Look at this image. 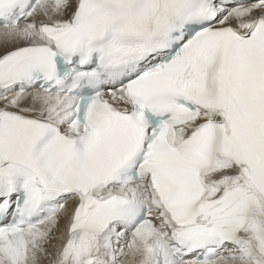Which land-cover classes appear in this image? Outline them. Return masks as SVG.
<instances>
[{"label":"snow or ice","instance_id":"1","mask_svg":"<svg viewBox=\"0 0 264 264\" xmlns=\"http://www.w3.org/2000/svg\"><path fill=\"white\" fill-rule=\"evenodd\" d=\"M0 264H264V0H0Z\"/></svg>","mask_w":264,"mask_h":264}]
</instances>
